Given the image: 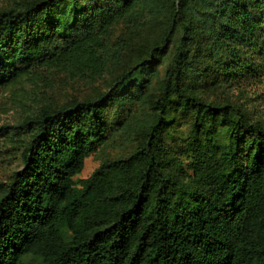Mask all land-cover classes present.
I'll list each match as a JSON object with an SVG mask.
<instances>
[{
  "label": "trees",
  "instance_id": "1",
  "mask_svg": "<svg viewBox=\"0 0 264 264\" xmlns=\"http://www.w3.org/2000/svg\"><path fill=\"white\" fill-rule=\"evenodd\" d=\"M133 33L106 92L47 100L9 132L0 264H264V126L209 96L264 74V0H20L0 8V92L92 82Z\"/></svg>",
  "mask_w": 264,
  "mask_h": 264
},
{
  "label": "rangeland",
  "instance_id": "2",
  "mask_svg": "<svg viewBox=\"0 0 264 264\" xmlns=\"http://www.w3.org/2000/svg\"><path fill=\"white\" fill-rule=\"evenodd\" d=\"M20 0H0V8L12 5ZM154 34L155 32H150ZM128 31L122 25L112 29V40L118 37L126 38ZM134 38L128 49L123 52V64L111 66L107 71L92 82L70 79L64 73L52 72L44 78V81L34 84H22L0 92V182H4L14 171L21 168L18 146L11 145L9 132L15 131L17 125L27 114L37 111L47 100L54 105H61L73 98L84 99L95 97L99 93L106 92L113 78L125 71L124 63L130 64L136 51L141 49L145 39L140 35L132 34ZM137 37V38H136ZM210 98L221 103H230L245 110L253 121L261 122L264 126V74L259 80L247 82L241 87H233L228 91L212 92ZM146 112V108H141ZM5 127V128H2ZM186 126H181L177 136H184ZM19 129L16 133H19ZM19 138V136H17ZM129 140L112 148L99 149L89 155L78 178H86L104 160L116 156H124L133 148Z\"/></svg>",
  "mask_w": 264,
  "mask_h": 264
}]
</instances>
